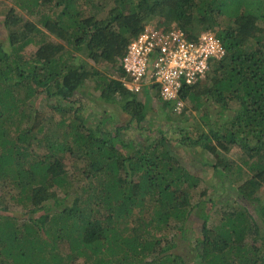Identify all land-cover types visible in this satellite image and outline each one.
Here are the masks:
<instances>
[{"label": "trees", "instance_id": "1", "mask_svg": "<svg viewBox=\"0 0 264 264\" xmlns=\"http://www.w3.org/2000/svg\"><path fill=\"white\" fill-rule=\"evenodd\" d=\"M0 3V264H264V0ZM146 24L224 49L180 113L124 84Z\"/></svg>", "mask_w": 264, "mask_h": 264}, {"label": "built area", "instance_id": "2", "mask_svg": "<svg viewBox=\"0 0 264 264\" xmlns=\"http://www.w3.org/2000/svg\"><path fill=\"white\" fill-rule=\"evenodd\" d=\"M223 54L220 39L211 29L202 30L191 41L181 30L163 31L146 24L128 43L120 65L129 77L124 81L127 89L139 92L142 83L150 80L159 85L162 100L173 103L180 113L184 103L178 98L179 91L193 85L204 75L209 61Z\"/></svg>", "mask_w": 264, "mask_h": 264}, {"label": "rangeland", "instance_id": "3", "mask_svg": "<svg viewBox=\"0 0 264 264\" xmlns=\"http://www.w3.org/2000/svg\"><path fill=\"white\" fill-rule=\"evenodd\" d=\"M4 4V3H3ZM3 4H1L0 3V10H1V8H4V10H5V7H4V5ZM9 5H12V3L11 2H9ZM13 6H15L16 7V9L18 8V6L17 5H13ZM17 12H20V10L18 9L17 10ZM0 30H1V28H0ZM146 91V89H143L141 92H138V94H137V96L140 98V99H145V96H146V94L148 95V96H151V99H153V100H151V101H149V105L150 106H152V108L153 109H156V108H161L160 106H161V103L158 101V100H156V98L154 97V93L151 91V92H149L148 91V93H146L145 91ZM91 91H92V88H91V86L90 85H86L85 86V88H84V92L87 94L86 95V99H88V97L90 96V94H93V93H91ZM87 104H90L89 102H87ZM91 105H93V106H96V105H94L93 103H91ZM112 110V111H114V113H116L117 115H118V117H120L119 115L121 114L120 113V110H119V107H116L115 105H108L107 107H105V109L104 110H108V111H110V110ZM95 110H97V108H95ZM52 117H53V122L55 121V119L57 118L56 116H53L52 115ZM221 118V117H220ZM214 119V118H213ZM218 120H220L221 121V119H219V117H218ZM230 155L233 157V156H235L236 157V151L235 150H233L231 153H230ZM203 171V170H202ZM217 187H219L218 189L220 190V186L217 184L216 185ZM209 189V192H211V188H208ZM0 195H2L1 194V192H0ZM14 212H15V216L16 217H19V216H22L21 214H20V211L17 209V210H14Z\"/></svg>", "mask_w": 264, "mask_h": 264}]
</instances>
